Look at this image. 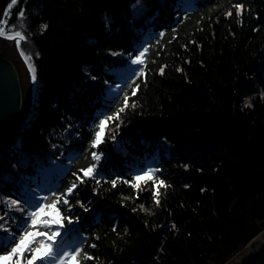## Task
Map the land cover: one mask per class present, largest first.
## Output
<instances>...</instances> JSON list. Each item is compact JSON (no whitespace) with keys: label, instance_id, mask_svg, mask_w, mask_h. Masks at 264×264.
Masks as SVG:
<instances>
[{"label":"trees","instance_id":"obj_1","mask_svg":"<svg viewBox=\"0 0 264 264\" xmlns=\"http://www.w3.org/2000/svg\"><path fill=\"white\" fill-rule=\"evenodd\" d=\"M21 9L38 81L29 126L0 155V238L27 226L21 195L51 203L73 182L61 237L79 264H225L264 231V0H18L6 30L21 31ZM148 168L167 185L158 205L151 181L132 187Z\"/></svg>","mask_w":264,"mask_h":264},{"label":"snow or ice","instance_id":"obj_2","mask_svg":"<svg viewBox=\"0 0 264 264\" xmlns=\"http://www.w3.org/2000/svg\"><path fill=\"white\" fill-rule=\"evenodd\" d=\"M17 2L18 0H11L8 8H12L17 4ZM139 3L140 0H137V4ZM234 7L236 9L237 15H240L242 6L235 5ZM7 15L8 12L6 11L5 16ZM227 15H231V12L227 13ZM19 17L21 18V20L23 19V9H21ZM20 27L21 31L6 30L5 27H0V37L15 41L17 49L20 50V55L27 65L28 71L31 75V79L33 82H35L37 79V70L32 61V56L30 54H26L25 51L21 48L22 41H26L27 37L23 34V24H21ZM46 27L47 25H41V31L46 29ZM159 35L163 36L164 33L161 32ZM148 50L149 49L145 47L143 48V50L139 51L137 55L133 56L129 54L131 65H143L145 63L144 57ZM128 71L133 70L129 69ZM160 71L161 74H163L164 68L161 67ZM134 75L137 77L143 76V67H141L139 71H135ZM120 87L121 85L117 84L116 89H113L112 91H116ZM135 92L136 88H133V95H135ZM128 99L129 97L125 95L124 106L118 108L116 113H114L112 116H106L104 119H101L99 121V124L97 125V128L99 130L95 132V138L91 142V147L95 148L103 142L108 121L119 119V114L129 106L127 103ZM92 158L94 161L98 162L101 159V154L93 152ZM96 169L97 163H92L87 168L81 169L80 171L83 173V177H93L96 174ZM156 171L158 170L148 168L146 171H143L142 174L135 175L132 178L133 181H135V183H132V187L139 190L142 184L147 185L148 182L151 181L154 185H156V189L153 193V199L158 205L160 203L159 189L161 187H167V185H165L164 181L162 180H160L157 184L155 178ZM73 175H75V173ZM118 180L119 178L117 180H113L111 182L112 185L115 186ZM77 181L83 182V178L77 176ZM97 183H99V181H97ZM124 183L131 182L124 181ZM76 187L77 183L73 182L63 194L57 195L56 193H52L54 199H52L51 203H47V201L49 200L48 196L42 197V200L45 201L44 203H38L34 198L31 197L25 198V205L29 209H33L26 212V216L28 218V220L26 221L27 226L24 227V230L19 237H15L10 233L7 238H0V246H6L8 243H13L10 251H6L5 254L0 255V264H69V261H71L72 264H79V257L83 252V248L71 247L69 245L68 247H70L71 250H64L65 242L61 237V230L65 228L64 221L67 220L68 225H73L75 221H73L71 218L65 217L61 213L59 208V205L61 203H63L64 205H68L69 208L71 207V205H69L68 203L67 196L71 195ZM4 202L8 204L10 209L25 212V208L20 206L19 200H10ZM81 207H83V205H81ZM53 225L57 226L55 230H52ZM173 227H175V225H173ZM41 228L45 229V231H40ZM0 229H2L3 231H8V229L5 228L2 224H0ZM58 238H60L59 241ZM28 255H30V259H26ZM84 259H93V257L88 256L87 253H84Z\"/></svg>","mask_w":264,"mask_h":264},{"label":"water","instance_id":"obj_3","mask_svg":"<svg viewBox=\"0 0 264 264\" xmlns=\"http://www.w3.org/2000/svg\"><path fill=\"white\" fill-rule=\"evenodd\" d=\"M5 3L6 0H0V19ZM30 88L27 65L10 41L0 37V153L28 126L34 115L31 112L34 95L30 99ZM225 264H264V231Z\"/></svg>","mask_w":264,"mask_h":264},{"label":"rangeland","instance_id":"obj_4","mask_svg":"<svg viewBox=\"0 0 264 264\" xmlns=\"http://www.w3.org/2000/svg\"><path fill=\"white\" fill-rule=\"evenodd\" d=\"M11 3V0H6V5H5V8H4V10H3V12H2V17H1V19H0V27H5V29H6V24H7V17L5 16V12L7 11V9H8V5ZM10 16V15H9ZM20 18V17H19ZM19 22H20V24L19 25H21V24H23V21L21 20H19ZM24 26V25H23ZM9 28V27H8ZM11 28V27H10ZM13 28V27H12ZM26 35V34H25ZM28 37V36H27ZM28 39L29 38H27V40L26 41H22V42H26L27 43V45H30V42L28 41ZM30 40V39H29ZM19 52H20V50H19ZM37 80V79H36ZM38 81V80H37ZM36 85V84H35ZM29 126V125H28ZM27 126V127H28ZM26 127V128H27ZM25 128V129H26ZM21 133V132H20ZM20 135V134H19ZM19 138V136L16 138V139H18ZM15 139V140H16ZM14 141V140H13ZM12 141V142H13ZM11 146H13L11 143L6 147V149H4V151H2L1 153H0V155L3 153V152H5L6 150H8V148L9 147H11ZM21 148V145H20V142L15 146V149H16V152H19V149ZM2 163V160L0 161V164ZM61 169H62V167H61ZM5 170H3V169H1L0 168V172H4ZM59 171H60V168H59V166H57V167H55V169H51V170H47V174L49 175V176H53V175H57L58 173H59ZM37 194H35V193H31V192H27V193H24L23 195H21V197H20V200L21 199H23V200H25V198H27V197H31V198H34L35 196H36ZM0 216H1V214H0ZM6 216V212H4L3 213V218ZM257 236V235H256ZM255 239V238H254ZM248 244V243H247ZM246 244V245H247ZM243 249H244V247H243ZM241 251V250H240ZM3 255V254H2ZM69 264H72V262L71 261H69Z\"/></svg>","mask_w":264,"mask_h":264},{"label":"bare ground","instance_id":"obj_5","mask_svg":"<svg viewBox=\"0 0 264 264\" xmlns=\"http://www.w3.org/2000/svg\"><path fill=\"white\" fill-rule=\"evenodd\" d=\"M9 40V39H8ZM10 41V43L12 44V46L14 47V48H16L17 49V46H16V44H15V41L14 40H9ZM17 51H18V53L20 54V52H19V50L17 49ZM21 56V55H20ZM23 59V58H22ZM28 69V68H27ZM29 76H30V80H31V88H30V91H31V93H30V99H32L31 97L33 96V95H35V92H34V88H35V84L37 83V80L35 81V82H33L32 81V79H31V75H30V73H29ZM32 89H33V91H32ZM29 99V100H30Z\"/></svg>","mask_w":264,"mask_h":264}]
</instances>
